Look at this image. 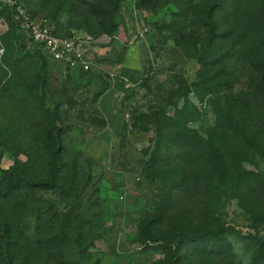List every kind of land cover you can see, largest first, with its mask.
Segmentation results:
<instances>
[{
	"label": "rangeland",
	"instance_id": "obj_1",
	"mask_svg": "<svg viewBox=\"0 0 264 264\" xmlns=\"http://www.w3.org/2000/svg\"><path fill=\"white\" fill-rule=\"evenodd\" d=\"M8 1L30 10L37 20H57L62 31L93 38L92 70H71L20 49L5 7ZM224 2L225 7L230 0ZM205 4L0 0V56L9 51L17 76L27 81L35 82L39 74L46 78V104L58 113L63 130L59 183L68 192L63 196L23 183L17 187L10 174L17 162L23 170L29 166L26 173L35 179L46 178L50 166L43 159L29 160L26 154L35 150L30 143L25 142L17 157L0 145V223L8 230L0 235V264L7 244L13 264L250 263L253 251L245 242L185 236L206 227L228 230L236 238L264 237V224H254L241 202L229 199L227 188L219 192L207 186L206 159L183 146L159 144L154 121L158 112L174 115L180 110L188 94L184 83L192 88L200 81L201 66L192 54L207 36L191 6L203 9ZM260 4L264 9V0ZM230 43H223L222 53ZM237 64L231 106L246 108L254 103L251 70L241 61ZM222 96L214 99L224 101ZM189 98L201 112L188 127L205 138L206 128L216 124L219 107L209 97L202 104L193 93ZM32 122L37 132L46 129L44 122ZM185 172L187 179L181 176ZM217 197L226 202L213 213Z\"/></svg>",
	"mask_w": 264,
	"mask_h": 264
},
{
	"label": "trees",
	"instance_id": "obj_2",
	"mask_svg": "<svg viewBox=\"0 0 264 264\" xmlns=\"http://www.w3.org/2000/svg\"><path fill=\"white\" fill-rule=\"evenodd\" d=\"M204 2L206 4L203 9L191 6L195 16L201 18V25L207 36L197 43L192 54L201 66L200 81L192 88L187 83L183 84L182 89H186L188 94L183 96L184 103L174 115L158 112V116L154 117L160 137L159 144L166 142L168 147L175 144L183 146L198 158L206 159L210 169L209 177H205L207 186L219 192L227 188L229 199L239 200L252 215L254 224H264V9L260 4L261 0H230L225 7L224 0ZM7 6L17 31L16 45L30 54L49 58L39 47L29 43L15 21L11 7L5 4ZM117 7L119 4H116ZM28 12L33 17L36 16L30 10ZM221 12L225 13L223 18ZM50 20L62 31L63 25L60 22ZM225 41L231 43L228 50L222 53ZM180 46L185 55L190 56L186 47L183 44ZM4 53L0 56V145L17 157L25 142L30 143L35 150L26 154L29 160L43 159L50 166L46 178L35 179L34 174L26 173L29 166L23 170L17 162L10 171L11 182L17 187L23 183L29 189L53 190L65 196L68 192L59 183L60 170L57 164L58 155L63 150V130L58 113L48 109L46 104V78L39 74L34 82L17 76L18 68H14L13 55L6 50ZM9 53L10 56H7ZM239 61L251 70L249 80L254 103L246 108H234L230 101L233 98L230 92L238 83L236 71ZM190 93H193L200 104L205 103L209 97L207 101L214 102L219 107L216 124L206 128L205 138L188 127L194 119L200 118L201 112L189 98ZM221 94L224 101L214 99ZM244 97L252 101L251 95L246 94ZM24 107L25 113L22 112ZM33 120L44 122L46 129L37 132ZM181 176L187 179L188 175L185 172V176ZM176 177L173 174V178ZM225 202L222 197H217L211 207L213 213L220 212ZM0 225V235L8 233L6 226L2 223ZM191 231H187L185 236L227 239L237 244L245 242L253 251L249 264H264V237L256 235L236 238L228 230L217 232L206 227L199 232L190 233ZM7 245L2 246V264H13V251L10 244Z\"/></svg>",
	"mask_w": 264,
	"mask_h": 264
},
{
	"label": "built area",
	"instance_id": "obj_3",
	"mask_svg": "<svg viewBox=\"0 0 264 264\" xmlns=\"http://www.w3.org/2000/svg\"><path fill=\"white\" fill-rule=\"evenodd\" d=\"M7 4L31 45L39 47L51 60L71 70H92V54L89 48L92 43H96L93 38L71 30L59 31L57 25L49 19L37 20L17 2L8 1Z\"/></svg>",
	"mask_w": 264,
	"mask_h": 264
}]
</instances>
